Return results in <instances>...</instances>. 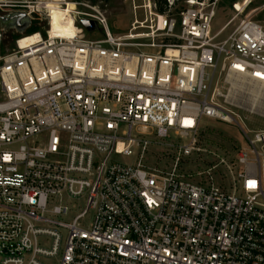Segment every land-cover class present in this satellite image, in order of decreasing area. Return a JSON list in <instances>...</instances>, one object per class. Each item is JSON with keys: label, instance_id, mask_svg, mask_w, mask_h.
I'll list each match as a JSON object with an SVG mask.
<instances>
[{"label": "built area", "instance_id": "built-area-1", "mask_svg": "<svg viewBox=\"0 0 264 264\" xmlns=\"http://www.w3.org/2000/svg\"><path fill=\"white\" fill-rule=\"evenodd\" d=\"M166 2L133 5L144 18L115 36L96 4L0 0V15L46 20L0 30V264H264V131L239 114L264 118V28L220 37L217 0ZM204 117L246 146H201Z\"/></svg>", "mask_w": 264, "mask_h": 264}, {"label": "rangeland", "instance_id": "rangeland-1", "mask_svg": "<svg viewBox=\"0 0 264 264\" xmlns=\"http://www.w3.org/2000/svg\"><path fill=\"white\" fill-rule=\"evenodd\" d=\"M4 1L10 2L21 0ZM65 1H78L81 3L93 4L92 0ZM243 1L244 0H217L215 17L211 26L212 31H219L224 25L227 24L226 28L220 35V37H223L242 20L255 21L264 28V0H249V3H247L245 6H241ZM236 3L240 4L241 9L237 10L234 7ZM95 4L98 5L105 12L110 31L115 36L128 33L134 18H136L138 21L144 18V13L141 8L136 10L133 9V5H141L142 0H107L105 2H101L98 0L97 2H95ZM179 6L177 8H179ZM56 14L58 13L56 12ZM54 20L57 21L56 18H54ZM35 27L43 32L44 27H46V20L42 18V20H40L37 26ZM63 27L67 26L64 25ZM83 32L88 37H101V34L98 31H95L94 33L90 34L83 29ZM12 39L13 37L9 34L4 37V43L6 47H12ZM240 100L245 107L249 106V102L247 101L244 95H242ZM261 105L262 102L260 106ZM253 107L255 108L256 105ZM258 112L264 113V109L262 108V106L258 109ZM239 114L241 115V117H244V125L246 127L254 126L264 131V118L254 114H249L242 110L239 112ZM199 138L201 146L210 149H215L219 153L224 155L227 159L233 158L237 148H242L246 146V139L238 130V128H236L232 124H226L211 118H203ZM155 149V147L149 148L144 161L149 159H147L149 153L153 152ZM261 151L263 153L261 171L264 183V146H262ZM153 161L154 165L163 166L168 164L169 158L168 155L163 152L159 155H155ZM203 163L205 166L209 162L205 160V156L200 155L193 159V162L190 164L189 168H199L203 165ZM216 171L217 173L221 172V169L217 168ZM69 202L72 209H74V207L79 204L81 205V207H83V203L77 199H72V201Z\"/></svg>", "mask_w": 264, "mask_h": 264}, {"label": "water", "instance_id": "water-1", "mask_svg": "<svg viewBox=\"0 0 264 264\" xmlns=\"http://www.w3.org/2000/svg\"><path fill=\"white\" fill-rule=\"evenodd\" d=\"M80 24L87 30L93 31L96 23L93 20L81 19ZM31 26L30 18L23 11L7 12L0 15V30L13 31L17 35H24Z\"/></svg>", "mask_w": 264, "mask_h": 264}, {"label": "trees", "instance_id": "trees-1", "mask_svg": "<svg viewBox=\"0 0 264 264\" xmlns=\"http://www.w3.org/2000/svg\"><path fill=\"white\" fill-rule=\"evenodd\" d=\"M98 0H92L93 4H95V2H97ZM101 2H105L107 0H99ZM153 5L155 6V10L157 13H165L167 11V2L166 0H151ZM176 4L179 5L180 7H182L183 5V1L184 0H175ZM37 31V28L32 26L31 28L28 29V31L26 32L27 35L32 34L33 32ZM13 38H17V35H12Z\"/></svg>", "mask_w": 264, "mask_h": 264}, {"label": "bare ground", "instance_id": "bare-ground-1", "mask_svg": "<svg viewBox=\"0 0 264 264\" xmlns=\"http://www.w3.org/2000/svg\"><path fill=\"white\" fill-rule=\"evenodd\" d=\"M247 3H249V0H244V1L242 2V5H241V6H245ZM241 6H240V4L236 3L234 7H235L237 10H239V9H241ZM53 22H54V24H55V29H56V30H61V31H67V30H68L67 27H62V28L60 29V26L58 25L57 21L53 20ZM31 40H33V37H26V38H24L22 41H20V44L27 43V42H29V41H31ZM252 103H253V101H249V104H250V105H251ZM253 106H255V104H254Z\"/></svg>", "mask_w": 264, "mask_h": 264}]
</instances>
